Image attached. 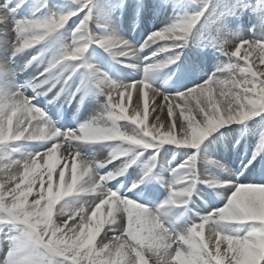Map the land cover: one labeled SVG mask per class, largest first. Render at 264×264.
I'll list each match as a JSON object with an SVG mask.
<instances>
[{
  "label": "snow or ice",
  "instance_id": "snow-or-ice-1",
  "mask_svg": "<svg viewBox=\"0 0 264 264\" xmlns=\"http://www.w3.org/2000/svg\"><path fill=\"white\" fill-rule=\"evenodd\" d=\"M0 253L264 264V0H0Z\"/></svg>",
  "mask_w": 264,
  "mask_h": 264
},
{
  "label": "rangeland",
  "instance_id": "rangeland-1",
  "mask_svg": "<svg viewBox=\"0 0 264 264\" xmlns=\"http://www.w3.org/2000/svg\"><path fill=\"white\" fill-rule=\"evenodd\" d=\"M30 199H31V197H30ZM207 234V233H206ZM207 236V235H206ZM0 255H2V253H0Z\"/></svg>",
  "mask_w": 264,
  "mask_h": 264
},
{
  "label": "bare ground",
  "instance_id": "bare-ground-1",
  "mask_svg": "<svg viewBox=\"0 0 264 264\" xmlns=\"http://www.w3.org/2000/svg\"><path fill=\"white\" fill-rule=\"evenodd\" d=\"M105 227H107V225H106ZM206 233H207V231H206ZM206 235H207V234H206Z\"/></svg>",
  "mask_w": 264,
  "mask_h": 264
}]
</instances>
